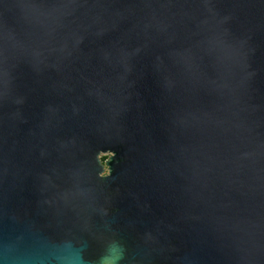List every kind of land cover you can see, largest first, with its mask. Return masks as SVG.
Wrapping results in <instances>:
<instances>
[{"label": "water", "instance_id": "1", "mask_svg": "<svg viewBox=\"0 0 264 264\" xmlns=\"http://www.w3.org/2000/svg\"><path fill=\"white\" fill-rule=\"evenodd\" d=\"M113 243L264 264V0H0V264Z\"/></svg>", "mask_w": 264, "mask_h": 264}, {"label": "clouds", "instance_id": "2", "mask_svg": "<svg viewBox=\"0 0 264 264\" xmlns=\"http://www.w3.org/2000/svg\"><path fill=\"white\" fill-rule=\"evenodd\" d=\"M119 245L113 243L109 246L108 254L101 258L100 264H117L119 260L123 258V251L120 250L119 254H117V249Z\"/></svg>", "mask_w": 264, "mask_h": 264}, {"label": "trees", "instance_id": "3", "mask_svg": "<svg viewBox=\"0 0 264 264\" xmlns=\"http://www.w3.org/2000/svg\"><path fill=\"white\" fill-rule=\"evenodd\" d=\"M104 161H106L108 158L106 156L102 157Z\"/></svg>", "mask_w": 264, "mask_h": 264}, {"label": "rangeland", "instance_id": "4", "mask_svg": "<svg viewBox=\"0 0 264 264\" xmlns=\"http://www.w3.org/2000/svg\"><path fill=\"white\" fill-rule=\"evenodd\" d=\"M102 156H103V157H104V156H106L107 158H109V157H110V155H102ZM108 160H109V159H108Z\"/></svg>", "mask_w": 264, "mask_h": 264}]
</instances>
